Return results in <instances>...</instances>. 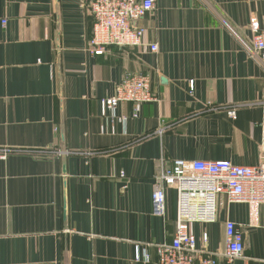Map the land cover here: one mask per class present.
<instances>
[{
  "label": "crops",
  "instance_id": "crops-1",
  "mask_svg": "<svg viewBox=\"0 0 264 264\" xmlns=\"http://www.w3.org/2000/svg\"><path fill=\"white\" fill-rule=\"evenodd\" d=\"M90 1L0 0V264H154L177 206L169 188L164 216L153 212L161 155L261 160L264 62L250 24L264 35V0H154L135 22L146 44L102 55L87 50ZM127 73L150 76L156 100L103 114ZM227 218L245 250L234 264H264V203L219 199L217 221L191 225L197 245L205 233L222 248Z\"/></svg>",
  "mask_w": 264,
  "mask_h": 264
},
{
  "label": "built area",
  "instance_id": "built-area-1",
  "mask_svg": "<svg viewBox=\"0 0 264 264\" xmlns=\"http://www.w3.org/2000/svg\"><path fill=\"white\" fill-rule=\"evenodd\" d=\"M154 6V0H91L85 5L87 12L93 17L87 50L91 54L102 55L110 45H145L146 29L136 26L135 22L150 13ZM250 25L253 33L250 55L264 62L263 32L256 21ZM149 46L152 52L158 51L157 44L149 43ZM150 85L151 79L147 74L127 73L116 85L113 95L101 100L102 113L113 112L123 102H132L139 108L146 102L156 100ZM193 88L194 80L191 79V93ZM235 111L233 106L227 108L228 116L234 117ZM133 116H137V111ZM164 130L165 125L156 133L161 135ZM261 146V160L256 165H237L228 159L177 158L167 162L165 156L161 155L157 173L153 176V212L164 216L169 188L176 192L177 206L173 238L157 247L158 258L155 264H234L235 260L244 258L242 234L232 219L227 218L224 222L222 248L212 251L207 249L208 236L205 233L200 234V245H197L191 225L195 222L217 221L219 199H225L228 203L250 205L264 203V138ZM8 151L3 150L1 156ZM42 152L52 153L48 150ZM143 253L144 259H148L146 249Z\"/></svg>",
  "mask_w": 264,
  "mask_h": 264
},
{
  "label": "trees",
  "instance_id": "trees-1",
  "mask_svg": "<svg viewBox=\"0 0 264 264\" xmlns=\"http://www.w3.org/2000/svg\"><path fill=\"white\" fill-rule=\"evenodd\" d=\"M110 46H111V45H110ZM110 46H109V47H110ZM109 47H108V48H109ZM126 47H128V46H126ZM126 47H122V48H126ZM143 74H144V73H143ZM143 74H140V75H143ZM155 263H156V261L154 262V264H155Z\"/></svg>",
  "mask_w": 264,
  "mask_h": 264
},
{
  "label": "water",
  "instance_id": "water-1",
  "mask_svg": "<svg viewBox=\"0 0 264 264\" xmlns=\"http://www.w3.org/2000/svg\"><path fill=\"white\" fill-rule=\"evenodd\" d=\"M45 156V155H44ZM64 211H66V206H65V208H64Z\"/></svg>",
  "mask_w": 264,
  "mask_h": 264
}]
</instances>
